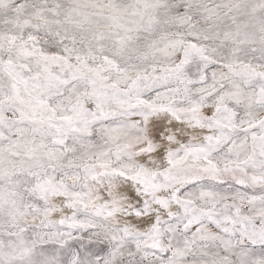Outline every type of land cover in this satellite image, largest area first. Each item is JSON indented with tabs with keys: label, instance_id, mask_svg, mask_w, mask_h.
Returning <instances> with one entry per match:
<instances>
[{
	"label": "snow or ice",
	"instance_id": "1",
	"mask_svg": "<svg viewBox=\"0 0 264 264\" xmlns=\"http://www.w3.org/2000/svg\"><path fill=\"white\" fill-rule=\"evenodd\" d=\"M0 264H264V0H0Z\"/></svg>",
	"mask_w": 264,
	"mask_h": 264
}]
</instances>
